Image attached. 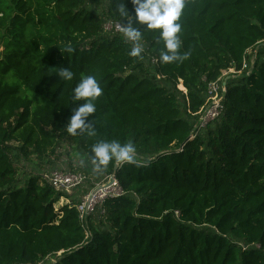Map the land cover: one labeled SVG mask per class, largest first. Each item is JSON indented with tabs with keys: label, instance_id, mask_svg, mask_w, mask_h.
<instances>
[{
	"label": "trees",
	"instance_id": "1",
	"mask_svg": "<svg viewBox=\"0 0 264 264\" xmlns=\"http://www.w3.org/2000/svg\"><path fill=\"white\" fill-rule=\"evenodd\" d=\"M110 19L128 23L117 0L103 14L86 0H0V264H264V0H186L178 35L189 55L168 64L158 29L139 25L133 57L137 42L106 32ZM249 50L254 67L228 82L224 112L194 137L208 83L241 70ZM85 75L103 89L88 117L96 135L73 136L65 129ZM61 141L86 153V170L100 141L131 142L141 158L98 170L125 192L106 198L99 224L91 212L81 219V201L57 209L65 194L41 174L19 184L15 150L43 157Z\"/></svg>",
	"mask_w": 264,
	"mask_h": 264
},
{
	"label": "clouds",
	"instance_id": "2",
	"mask_svg": "<svg viewBox=\"0 0 264 264\" xmlns=\"http://www.w3.org/2000/svg\"><path fill=\"white\" fill-rule=\"evenodd\" d=\"M134 8V17L130 14L125 0H117V11L120 17L128 20L127 24H118L117 29L123 35L133 42H137L132 47L129 55L140 57L143 51L139 45L142 39V31L139 25H145L149 30L158 29L160 39L163 41V47L160 51V62L168 64L176 61H183L188 58V53L180 54L181 40L178 35L182 31V25L179 23L185 9L186 0H131ZM135 20V25L133 23ZM64 53L65 49L60 48ZM68 52L73 51L71 47ZM61 80L72 81L74 73L70 68H60L58 71ZM103 93V89L95 75H85L73 89L72 100L74 102L83 100L78 104L74 113L70 116L69 123L66 126L67 133L76 136L86 133L88 136H95V126L88 121V117L96 113V104L94 103ZM92 163L96 170L101 167H107L109 163L115 160L118 164L122 162L134 163L136 148L133 143L121 144L118 141H100L92 146Z\"/></svg>",
	"mask_w": 264,
	"mask_h": 264
},
{
	"label": "rangeland",
	"instance_id": "3",
	"mask_svg": "<svg viewBox=\"0 0 264 264\" xmlns=\"http://www.w3.org/2000/svg\"><path fill=\"white\" fill-rule=\"evenodd\" d=\"M110 6V0H86V7L90 9L91 11L103 14L106 12V10ZM3 50V46L0 45V51ZM255 52L249 51L248 60H249V70H251L254 67V61H255ZM223 80H226L227 84H233L235 82H238L245 73H234L233 71H227V69L223 70ZM207 86L206 90V96L208 97V88L209 84ZM184 86L182 81L180 80V83L177 85V89L181 92H184L183 94L187 93V88ZM186 92V93H185ZM181 94H178V98L182 100ZM207 99V98H206ZM183 102V100H182ZM181 102V103H182ZM180 103V105H181ZM182 113L183 115H186V110L184 107V103H182ZM215 124V123H214ZM212 124V126H214ZM211 127V126H210ZM209 127V128H210ZM208 128V129H209ZM208 129H205L202 132V137L207 138L208 137ZM14 144L19 145L21 142H14ZM18 154V155H15ZM14 159L15 166L18 170V178H19V184L22 186L24 185L25 181L31 176V175H40L43 172H47L49 170L53 169H59V170H65V171H75V172H83L88 175V180L78 188L74 190V192L71 194L70 202L74 200L76 203L79 201H83L85 196L90 193L93 188L96 187L97 184L108 182L110 177H102L100 173H98V170L96 168L91 167L89 169H85L87 166V155L84 153L80 147L77 144L70 143L67 141H61L59 145L56 147L54 153H50L48 155H44L43 157H39L37 153H33L29 156H24L19 154L16 150L14 152V155L12 156ZM135 160H141V158L135 154ZM108 179V180H106ZM63 199L66 198H60L59 202L57 203L56 207L57 209L65 204L66 202L63 201ZM104 209H103V202H97L94 206V210L91 212L93 213V217L96 221V223L99 224L100 219L102 216H104ZM55 258L51 257L42 262V264H49L54 261Z\"/></svg>",
	"mask_w": 264,
	"mask_h": 264
},
{
	"label": "built area",
	"instance_id": "4",
	"mask_svg": "<svg viewBox=\"0 0 264 264\" xmlns=\"http://www.w3.org/2000/svg\"><path fill=\"white\" fill-rule=\"evenodd\" d=\"M121 21L110 19L107 20L104 24V29L106 32H120L117 29V25L121 24ZM123 24V23H122ZM251 51V50H249ZM249 55V53H248ZM255 57V56H254ZM153 61H157L156 58H153ZM249 69V60H245L243 68L241 70H237L236 68H230L227 71H233L234 73H249L251 70ZM224 72L222 75L215 81H212L209 84L208 88V97L201 107V109L195 113L198 115L196 123L193 128V136L195 137L198 132L204 128H206L210 123L218 119L225 109L224 98L227 91V82L223 80ZM185 88V87H184ZM186 93V92H185ZM42 181L48 183L58 191L64 192L65 195L61 196V198L65 201V204L71 203L70 198L66 195L72 194L76 188L87 182L88 175L83 172H75V171H65L59 169L49 170L47 172L41 173ZM110 177L108 182L99 183L96 185L101 186V189L95 193L93 199H89V195L93 190L88 193L84 200L76 205L80 217L82 220L85 219L86 215L94 210V206L97 202H104L108 197H115L124 194V190L120 185V182L115 174L108 175ZM106 176V177H108ZM108 180V179H106ZM12 264H35V263H26V262H18ZM37 264H41L38 262Z\"/></svg>",
	"mask_w": 264,
	"mask_h": 264
},
{
	"label": "water",
	"instance_id": "5",
	"mask_svg": "<svg viewBox=\"0 0 264 264\" xmlns=\"http://www.w3.org/2000/svg\"><path fill=\"white\" fill-rule=\"evenodd\" d=\"M116 167H118V165H117ZM100 189H101V186H100V185L97 186V187L94 189V191L90 193V195H89V199H93L95 193H97Z\"/></svg>",
	"mask_w": 264,
	"mask_h": 264
}]
</instances>
